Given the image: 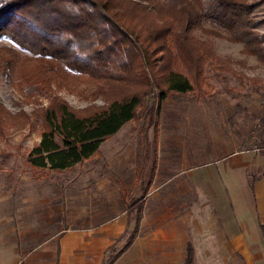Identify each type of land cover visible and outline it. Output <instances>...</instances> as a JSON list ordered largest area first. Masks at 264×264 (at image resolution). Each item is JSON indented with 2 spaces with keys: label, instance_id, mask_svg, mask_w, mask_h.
Segmentation results:
<instances>
[{
  "label": "rangeland",
  "instance_id": "374dc122",
  "mask_svg": "<svg viewBox=\"0 0 264 264\" xmlns=\"http://www.w3.org/2000/svg\"><path fill=\"white\" fill-rule=\"evenodd\" d=\"M252 1H257L250 2L256 3L251 11L255 36L249 35L257 40L254 52L243 41L195 28L194 38L211 47L212 53L205 57L195 90L168 95L157 117L143 111L138 119L125 123L118 135L104 140L95 159L68 169H39L27 161L40 141L43 110L56 97L80 111L100 106L107 102V93L118 92L122 85L108 86L85 76H71L66 70L51 73L44 84L22 81L20 65L0 69V238L20 239L29 255L59 253L64 230L83 232L115 216L116 211L125 217L132 168L141 163L142 143L145 148L148 145L152 159L154 128L160 159L172 157L170 168L181 169L178 178L187 181L189 196L205 194L197 200L198 206L203 202L205 208L220 211L231 197L237 209L243 208L242 195L251 187L239 175V183L233 182L227 173L229 164L264 152V0ZM203 28L211 27L203 24ZM34 68L39 69L24 70ZM149 100L144 99L143 105L149 106ZM248 149L253 152L246 153ZM155 184L162 194L176 189L173 181L152 187ZM141 193L138 188L133 195ZM206 220L210 221L209 216ZM131 226H126L118 240H109L106 257L124 245Z\"/></svg>",
  "mask_w": 264,
  "mask_h": 264
},
{
  "label": "trees",
  "instance_id": "16d2710c",
  "mask_svg": "<svg viewBox=\"0 0 264 264\" xmlns=\"http://www.w3.org/2000/svg\"><path fill=\"white\" fill-rule=\"evenodd\" d=\"M252 0H0V69L20 65L25 81H50L66 70L96 82L120 83L100 106L76 110L56 97L43 110L39 143L27 161L63 170L92 159L100 145L143 111L160 114L172 93H190L200 82L211 47L193 30L243 41L257 48ZM203 24L211 27L203 28ZM255 36V35H254ZM250 37H253L250 39ZM33 66L39 69L25 72ZM46 69L50 70L45 73ZM63 72V71H62ZM70 74V73H69ZM67 74V75H69ZM195 83V84H194ZM102 91V90H101ZM149 98V106L143 100ZM145 106V107H144ZM1 107V106H0ZM142 200H133L134 225L113 261L137 233ZM184 264H193L187 246Z\"/></svg>",
  "mask_w": 264,
  "mask_h": 264
},
{
  "label": "crops",
  "instance_id": "0c3cea01",
  "mask_svg": "<svg viewBox=\"0 0 264 264\" xmlns=\"http://www.w3.org/2000/svg\"><path fill=\"white\" fill-rule=\"evenodd\" d=\"M157 132L154 128L152 159L149 161L148 145L145 148L146 143H142L141 163L135 170L132 168L133 182L126 194L125 217L116 211L115 216L83 232L64 230L59 253L49 250L29 255L26 245L21 248L20 239L5 236L0 238V264H101L106 258L105 250L111 245L109 240H118L127 225L133 228L134 219L128 218L133 215L129 213L133 200H142L137 233L112 264H184L188 245L192 248L193 264H264V152L231 161L227 173L234 177L233 182L239 183L236 178L239 175L240 181L244 179L251 189L242 195L243 208L237 209L230 197L217 212L216 208H205L203 202L198 206L197 200L204 199L203 192L188 195L187 181L178 178L181 169L170 168L172 157L160 159L156 151ZM250 152L253 150L246 153ZM172 181L176 189L166 194L156 184L152 187L153 183L165 185ZM138 188L142 193L135 197L133 192ZM236 195L241 198L240 193ZM208 216L210 221L206 220Z\"/></svg>",
  "mask_w": 264,
  "mask_h": 264
}]
</instances>
